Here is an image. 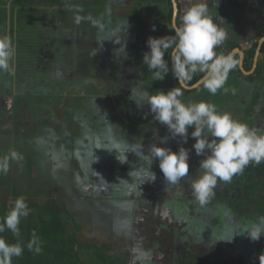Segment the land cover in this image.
Segmentation results:
<instances>
[{"label":"rangeland","instance_id":"rangeland-1","mask_svg":"<svg viewBox=\"0 0 264 264\" xmlns=\"http://www.w3.org/2000/svg\"><path fill=\"white\" fill-rule=\"evenodd\" d=\"M91 1L14 0V3L26 7L20 6L15 9L14 5L2 6L4 11L0 13V35H9L12 38L16 54L10 62V69L0 70V79L10 81L0 89V95L5 93L11 96L14 103L15 92L18 98L15 109L17 107L21 115L12 121L18 123L19 127L16 124L17 127L9 128L7 127L9 123L7 121L2 123L5 119L0 118V135L3 134L0 137V158L15 151L22 156V160H10L7 174H0V208L3 203L13 206L15 199L23 196L32 212L34 204L60 198L58 205L65 209L64 217H68L66 221L70 226L67 228V236L70 240L75 236L83 243L107 244L115 256L119 254L122 257H130L126 264H148L144 260L149 250L137 245L141 235L133 227L134 222L130 214L134 210L133 206L139 201L161 193L162 196L159 198L161 201L168 197H177L174 216L181 222H186L182 224L180 231L186 229L183 234L185 239L188 238L189 243L195 244L194 247L191 246V253L218 260L221 258V249L214 243L219 244L218 239L232 233L237 225L249 229L252 218L248 216L254 217L253 206L242 209L239 202L233 211L235 205L230 201L233 199L239 201L244 196L246 199L254 200L256 195L236 188L229 189L228 183L218 182L214 195L207 204L201 205L195 200L190 181L199 175V163L204 157L195 154L192 149L195 141H189L194 128L188 129L189 139L184 144L179 137L176 139L170 137L167 127L154 119L148 104H143L142 107L138 105L140 103L138 97H127L131 109V115L127 117L128 105L127 102L124 105L122 102L125 97L124 91L126 92L128 87L132 92L137 89L147 90L151 95H155L161 89L167 92L176 86L170 82L172 88H169L168 85L160 84L153 78L146 80L145 74L151 73L149 75L153 76L150 70L143 69L137 73L132 64L134 58L129 57L130 45L127 44L135 42V38L128 36L120 41L123 42L121 46L115 43L118 38L128 35L125 31L130 29L132 31L128 24L135 28L132 33L134 35L137 33L142 25L138 20L139 16L133 13L130 19L127 16L119 17L115 13L116 10L105 9L104 3L100 5ZM176 1L182 14L192 2L191 0L182 5ZM133 5L135 1L131 3V6ZM136 8L142 11L140 6ZM124 10L125 8L123 13ZM146 14L144 12V15ZM77 17L80 18L79 23L76 22ZM141 21L145 22L143 18ZM110 22L121 23V26L116 24L117 28L111 32L107 26ZM258 22H254L256 26L252 24L254 25L252 29L242 25L243 23H239L238 27L253 32L255 27L260 28ZM18 24L21 25L19 29ZM97 28L106 30L95 38L94 31ZM246 43L249 44L248 41ZM22 50H25V54ZM27 50L33 52L35 62L26 56ZM44 51L50 52L54 58H50V62L42 60L38 64L37 59ZM222 53L229 54L226 48ZM119 58L120 60L123 58L120 75L129 73L133 78H129L128 75L121 81L120 76L119 83L122 82L124 90L116 97L118 98L114 102L116 108L112 105L110 93L105 85L107 79H103L111 66L107 70L103 68L100 72L101 69L95 63L97 60L100 65L111 62L115 65L114 60ZM87 60L92 64V67L88 65L89 72L95 74L91 77L98 78L97 75L102 73L101 78L79 88L78 83L83 81L82 75L78 76V73H82L79 65ZM258 69L257 66L255 73ZM84 74L86 75V72ZM255 87L259 90L257 85H253L252 90H255ZM233 89L236 90L232 87L231 91ZM185 90L181 97L184 103L194 100L212 102L219 110L229 112L233 118L248 124L244 112L251 101L249 96L233 98L230 95L220 104H216L213 100L204 99L206 92L189 95ZM262 94L264 95V92ZM9 99L3 98L0 102L5 100L7 108L11 111L7 103ZM129 117L133 120L130 124ZM13 133L18 136L16 141L11 137ZM165 136L169 139L166 143H161L160 137ZM153 143L171 148L173 151H178L180 146L189 149V176L175 185L167 184L159 168V161L153 160L151 170L156 174V180L144 182L141 173L147 168L148 162L140 155L139 150L142 145V151L147 155ZM116 148L120 150L119 155ZM112 151L113 154L110 156L109 152ZM119 159L125 162L122 163ZM196 173L198 174L193 175ZM55 187L61 189L59 195ZM48 188L52 191L51 194L47 193ZM164 188L168 189L163 191ZM183 201L187 203L186 206L183 205ZM163 204L165 203L157 204V209L159 210ZM196 209L199 212L201 209L206 212L198 214L202 217V224L195 221ZM211 215L217 223L207 227L206 221ZM79 225L80 229L77 227ZM234 232L238 233L234 237V242L239 240V244H244L243 247L246 248L248 244H245L239 235L240 229L237 228ZM244 232L245 238L249 237L247 231ZM26 233L27 230L23 235ZM185 239L178 240L186 243ZM234 244L231 254L235 255L236 261L232 259L233 262L255 264L248 252L243 257L238 256L241 246L238 243ZM258 245L256 243L255 246ZM135 258H138L139 263H134ZM255 258L257 264H261L262 259L258 256ZM165 262L163 259L160 260V264Z\"/></svg>","mask_w":264,"mask_h":264},{"label":"clouds","instance_id":"clouds-1","mask_svg":"<svg viewBox=\"0 0 264 264\" xmlns=\"http://www.w3.org/2000/svg\"><path fill=\"white\" fill-rule=\"evenodd\" d=\"M214 15L206 0H193L184 9L180 24L175 21L171 29L175 35L149 37L146 41L149 51L143 55V63L153 74L154 80H163L171 70L181 87L167 92L158 91L151 95L147 90H134L131 95L138 97L140 105L148 104L154 119L165 125L172 139L179 137L184 144L189 139V128H194L190 137L194 139L192 149L197 156H203L199 163V175L190 181L192 195L201 205H205L214 195L218 182H230L234 175L242 173L249 164L264 162V133L247 123L233 118L232 114L221 111L212 102L200 101L184 103L181 97L193 76L202 73L199 83L211 94L216 95L225 87L229 73L237 66L234 55L218 53L216 49L226 40V28L213 22ZM77 23L80 18L77 17ZM155 28L153 27V31ZM171 49V69L165 54ZM16 54L15 45L9 35H0V70L10 69V62ZM235 90L233 89V92ZM168 136L160 137L166 143ZM140 146V155L148 162L141 173L143 181L154 182L156 174L151 170L153 160L159 161V168L167 184L175 185L189 176V149L180 146L178 151L153 143L145 155ZM10 160H22L15 151L0 158V174H7ZM120 160V159H119ZM122 163L125 161L120 160ZM25 197L15 199L13 206L0 220V234L6 230L20 237V224L30 214ZM238 233H228L218 241L231 242ZM253 241L264 236V217L247 230ZM25 248L29 252H42L41 238L35 230L25 244L17 239L9 243L0 235V264H12L13 258L21 257Z\"/></svg>","mask_w":264,"mask_h":264},{"label":"trees","instance_id":"trees-1","mask_svg":"<svg viewBox=\"0 0 264 264\" xmlns=\"http://www.w3.org/2000/svg\"><path fill=\"white\" fill-rule=\"evenodd\" d=\"M10 1H14V0H0V11H1L0 13L1 14L4 11L2 10V6L6 7ZM97 3L100 5L101 3H104V6H105L104 8L110 9L109 7H107V5H105L106 4L105 0H100ZM161 3H164V4L163 5L160 4V9L154 10L152 8H149L147 10L148 13L155 14L153 17L154 18L153 22H150V23L142 22L141 17L137 15L139 16L138 20L142 25H140V29H138L137 33L134 36L135 42L131 43V45L129 46V49L131 50L129 57L134 58L133 59L134 63L132 64H134V67L137 73H139V70H143V69H146L147 71H149L147 66L143 63V55L145 52L149 51L147 44H146L147 39L149 37L159 38L163 36L175 35L174 30L171 29V26L173 23V14H174V7H173L172 0H161ZM159 16L162 19H158ZM181 16H182V12L180 11L178 15L177 25H179L181 22L180 21ZM111 20L112 19L110 18V21ZM116 24H119L121 26V23H112V22L108 23L107 26L108 28L109 27L117 28ZM153 27L155 28L154 31H153ZM17 28L18 29L21 28V25L18 24ZM102 32L103 30H99L97 36H99ZM115 43L118 45L117 42ZM235 47L236 45L233 43L224 44V48L227 49L228 53H231L232 49ZM257 47H258V43H254L252 47L248 51H246V63H245L246 70H249L251 68V64L254 61ZM28 53L30 54L32 60L35 62V55L33 54V52L29 50ZM263 55H264V46H263ZM234 58L238 61V63H237V66L229 73L228 80L225 85V87L228 89L230 93L232 90V86H234V84H236L240 80V78H242L243 76L242 71L239 66V61H240L239 55L238 54L234 55ZM164 59L168 61L169 67L171 69V49H169L168 53L165 54ZM122 60L123 58L121 60L120 58L116 60V63L119 62V64L116 65V69H115L117 73L116 76L120 75L119 72H120V69L122 68L121 66ZM258 68L259 69L255 73V75L249 78L247 77V79L251 82L255 81V85H257L259 87V90H261L264 87V60L260 61ZM149 74L151 75V73H147V75L145 74L146 80H148L149 78L150 79L153 78V76H150ZM128 75L129 73H126L124 74V77L126 78ZM202 76H203L202 73H198L194 75L193 79L190 82H188V86H193L194 84H196L201 79ZM130 77H133V76H130ZM158 81L160 82V84L163 83L165 85H168L169 88L171 87L170 82L176 87H181L177 78L173 76L171 70L169 71V73L166 75V77L163 80H158ZM160 91H162V89ZM185 92L188 93L189 95H198L200 92H206V94L204 95L205 96L204 99L213 100L216 104H220L222 100L225 99L223 96L225 93L223 89H221L216 95H211L209 92H207V90L203 87V85L196 88L195 90H185ZM130 93H132V89L128 87L126 90V95L124 94L125 96L124 103L127 102V105L129 104L127 97L132 96ZM140 106L142 107V105ZM248 108H251V106H248ZM247 109L245 110V114L249 116V114L252 112V109L251 110L250 109L247 110ZM15 114H16L15 115L16 117L21 115L17 111V107L15 109ZM16 124L18 125V123H15V127H17ZM193 140L194 139L191 138L189 141L192 142ZM197 174L198 173H196V175ZM259 177H261V179H259ZM227 183L231 189L239 188L240 190L245 191V193H248V194L254 193L256 195L255 196L256 198H254V200L251 198L246 199L247 197L244 196V198L240 199L239 201H237L238 199H233V201L231 200L230 202H232V204L235 205L233 206L234 208L233 211L236 210L239 202H241L239 206L242 209L253 206L254 208L253 215L255 219L253 216H248L252 218V222L250 221V225L252 226L253 223H258L259 218L264 217V162L258 165L249 164L242 173L234 175L232 180ZM55 190L57 191V194L59 195L61 189L58 187H55ZM51 192L52 191H50V189L48 188L47 193L51 194ZM15 195L16 193L14 194V196ZM59 199L60 198H53L49 202L48 201L43 202V203L39 202V203L34 204L32 206V212H30L29 216L27 218H23L21 221V224H20L21 235L19 238L15 237L11 232L7 230L3 234H0V235H3V237L9 243H15L17 239H19L26 244L27 241L31 238V233L33 230H35L36 233L41 238L42 252L40 254L29 252L27 248H25L24 253L21 257L13 258L12 264H126V260H129V256L122 257V255H119V254L115 256V253L111 252L110 246L107 244H103V245H99L95 243L87 244V243H83L79 241L75 236L72 237L70 240L67 236L68 234L67 228L70 226V225H67V221H66L68 220L67 219L68 217L67 218L64 217L63 212L65 209H61L59 207L58 205ZM183 203L182 204L186 206L187 203L185 201H183ZM11 207L12 206H9L8 204L3 203L2 207L0 208V220H2L5 213ZM196 210L197 211H196L195 216L197 218L194 216L195 221L198 222L199 224H202L203 223L201 221L202 217L198 216V214L201 215V212L204 213V210L201 209L200 212L198 209ZM206 223H207V227H211V226H214L217 222L214 216L211 215V218L209 219L207 218ZM25 224H26V228H25ZM77 227L78 229L81 228L80 225ZM237 228H239L238 225L234 227L232 233H235L234 231ZM240 228H244L242 231H247L248 229L243 226H241ZM25 230H27V233L26 235L25 234L23 235ZM242 231H240V233ZM244 234L245 232H242L239 235L242 236V240L245 241V244H248L246 248L243 247L244 244L243 245L239 244L240 243L239 240L238 242H234L235 241L234 238L231 242L220 241L219 244L214 243L215 245H218L221 249L220 259L214 260V259H210L207 257H203L202 259V258H197V256L193 255L191 257H187V261L180 263V264H239V262H233V260L236 261V259H235V255L232 256L231 254V250L233 246L235 247L234 243H238L239 246H241L239 247L241 251L239 252L238 256L243 257L246 254V252H248L250 254L249 256L253 257L255 264H257L255 256L260 257L262 259L261 264H264V236H261V238L258 241H253L249 237L245 238ZM256 243H258L259 245L255 246ZM211 245L213 244L211 243ZM229 254H230V258H228Z\"/></svg>","mask_w":264,"mask_h":264},{"label":"crops","instance_id":"crops-1","mask_svg":"<svg viewBox=\"0 0 264 264\" xmlns=\"http://www.w3.org/2000/svg\"><path fill=\"white\" fill-rule=\"evenodd\" d=\"M98 2L100 0H92L91 2ZM106 4L108 5V7L111 5L112 7H110V9L112 11H115L116 15H118L119 17L122 16H127L130 19V15H132L133 13H136L137 15L141 16V18H143L145 20V22L150 23L153 22L154 20V15L155 14H150L147 12V10L149 8L152 9H160V4L163 5L164 3H161V0H105ZM135 1V5L131 6V3ZM59 2V1H56ZM89 2V3H91ZM157 2V3H155ZM208 7L210 9V15H214L213 17V22L214 23H218L220 24V20L217 19V17L222 18L223 19V23L220 24V26L225 27L226 28V33H227V37L226 40L224 41V43L218 47L216 49V51L218 53H222V51L224 50V44L226 43H233L236 45L235 48L232 49L231 52L236 51H242L245 53V57H244V67H245V63H246V51H248L252 45L254 43H258V47L256 49V56L254 58L253 63L251 64V68L249 70H246V72L244 70H242L240 63H241V54H239V52H236V54L239 55V66L240 69L242 71V78H240V80L234 84V86H232L233 88H236V90L233 92L231 91V93L229 91L224 93V98L227 99V97H229L231 95V97H237V98H241L243 95L249 96L251 101L249 106H251V108L248 109H252V112L249 114V116H246L247 121H248V125L252 126V128H255L257 130H259L260 132L264 133V95L262 94V92H264V87L262 90V92L259 93V90L256 89L252 90L253 85H255V81L254 82H249L247 81V77H251L253 75H255V71L257 69V66H259V63L261 60H264V55L262 53L263 50V46H264V0H206ZM173 3V2H172ZM193 3L192 2L188 5V7ZM8 5H14L16 7H14L15 9H17V7H20V5L14 3L13 1H10L8 3ZM7 5V6H8ZM116 5H120L119 7ZM21 6L25 7V5ZM140 6L141 10H139V8H136ZM173 7L175 10V6L173 3ZM124 13H123V9ZM143 8V9H142ZM144 12L147 13L146 15H144ZM118 13V14H117ZM113 19H115V17H113ZM158 19H162L160 16L158 17ZM175 21V14H173V22ZM259 21V22H258ZM254 22H258L260 23V28L259 27H255L252 31H244L243 29L239 28L238 25L239 23H243L242 25H247L249 28L252 29V27L255 24ZM111 25V24H110ZM256 26V24H255ZM103 26L101 25V28ZM128 27L132 28L125 31V33H127L128 35L125 36L124 38H118L115 42L120 43L118 44L119 46H121L123 44V41L125 38H127L128 36H130L131 38H134V34L133 29L134 26L132 24H128ZM110 28V27H109ZM108 28V29H109ZM121 28V27H119ZM114 29H116L115 27H111L110 31L113 32ZM127 29V28H125ZM101 30L100 28L96 29L95 35L96 38H98V31ZM103 31H105L106 29H102ZM131 34V35H130ZM116 35V34H115ZM133 35V36H132ZM117 36V35H116ZM251 38L255 39V40H251ZM246 41L249 42V44L246 43ZM131 43L134 42H128V45H131ZM246 46H245V45ZM248 47V48H245ZM260 51V52H259ZM25 50H22V53H24ZM45 52V51H44ZM257 52H259L257 54ZM26 56L29 57L30 59L31 56L28 53V50L26 51ZM10 82L9 80H7V83ZM252 83V84H251ZM9 84V83H8ZM250 85V86H247ZM245 87H247L245 89ZM248 90V91H247ZM14 93V101H17L18 98H16V94ZM140 105V104H138ZM244 106V104H243ZM15 109V108H14ZM247 109V108H246ZM247 109V110H248ZM241 111V109L239 110ZM2 112H0L1 114ZM245 113V112H244ZM4 114V113H2ZM5 115V114H4ZM5 116H1L0 118H4ZM13 132V130L11 131ZM10 133V132H9ZM3 134L1 133L0 137H2ZM15 141L17 140L18 136H16L14 133L11 136ZM35 138V136L33 137V139ZM35 141V139H34ZM118 149V153L117 155H119L120 150ZM109 151V150H107ZM112 153H109L110 156H112ZM116 154V153H115ZM146 198V197H145ZM144 198V199H145ZM132 260V259H131ZM130 261V257L129 260Z\"/></svg>","mask_w":264,"mask_h":264},{"label":"flooded vegetation","instance_id":"flooded-vegetation-1","mask_svg":"<svg viewBox=\"0 0 264 264\" xmlns=\"http://www.w3.org/2000/svg\"><path fill=\"white\" fill-rule=\"evenodd\" d=\"M52 57L54 58V56H52L50 52H46V51L42 52L40 57L37 59V63L40 64L42 60L50 62L49 59ZM89 61L90 60H87L83 64L79 65L80 71L82 73H78V76L82 75L81 80H83L78 83L77 86L79 88L81 85L83 86L90 85L91 83H94L95 80H98L99 78H101L102 73H100V75H97L98 78L91 77L92 75H95V74L90 73L88 70L89 67H92V64ZM95 64L99 66V69H101L100 72L102 71L103 68L107 70L108 67L111 66L108 71V74H106L103 77V79H107L105 82V85L108 88L107 91H109L110 93L112 105L117 108V106L114 105V102L118 99L116 97L122 94L120 91L124 90L122 89V85H123L122 82L119 83L120 76L122 77L121 81H123L124 75L116 76L117 73L115 69H116V65L119 64V62L116 63V60H114L115 65H112V62L109 64L105 63L104 65H100L99 62L96 60ZM85 72H86V75L84 74ZM129 78H133V77L129 76ZM5 84H7L5 79H0V89H2L3 85ZM124 94L126 95L125 91H124ZM8 97L10 99L8 100L7 103H8L9 108L12 110L10 111L7 108V104L5 100H2V102H0V112L2 113L5 112L6 114L4 115L1 113L0 115L5 116L4 117L5 120H2V123L4 122L6 123L7 121L9 123L7 127L12 128V127H15V123H13L12 121L16 117L15 109H13V107L15 108L16 101H14L13 103L12 97L8 96L5 93L0 95V99H3V98L6 99ZM124 101H125V97H123L122 99L123 105L125 104ZM10 102L12 103L10 104ZM127 107L129 109V113H127L128 115L126 114V117L131 115L130 105H128ZM1 109H4L5 111H2ZM132 121H133L132 117H129L128 119L129 124ZM193 175H196V174H193ZM165 189H168V188H164L163 191ZM237 189L240 190L239 188ZM168 195L171 196V194H168ZM161 196L162 194L159 193L158 196H154L152 198L147 197L144 200L139 201V203L136 206H133L134 210L131 212L132 214H130L132 216L131 220L134 222L133 227L136 229V231H138V234L141 235V238H139L140 242H138L137 245L141 246V248H147L149 250L147 257L144 260L148 264H160V260L162 259L166 261L164 264H180V263L186 262L187 257H191L194 255L193 253H191V251H192V247H194L195 244L194 243L191 244L189 243L188 239H185V236L183 234L186 232L185 231L186 229H184L183 231H180L182 224L184 225L186 222H181L178 218H176L173 215L175 212L174 204H175V201L177 200V197H171V198L168 197L164 201H161L159 199L161 198ZM160 203H165V204L160 206L158 210L156 205ZM115 215L119 217V215L117 214ZM240 227L241 226H239V228ZM176 228H178V230ZM243 229L244 228H240V231H242ZM141 231H144L146 233H141ZM183 238L186 240V243L180 242L182 241ZM203 257L204 256H197V258H202V259ZM134 263H139L138 258L137 259L135 258Z\"/></svg>","mask_w":264,"mask_h":264},{"label":"water","instance_id":"water-1","mask_svg":"<svg viewBox=\"0 0 264 264\" xmlns=\"http://www.w3.org/2000/svg\"><path fill=\"white\" fill-rule=\"evenodd\" d=\"M172 2L174 3V6H175L174 14H175V23L177 24V18H178V14H179V11L180 10H179V6L177 4V1L176 0H172ZM236 52H239V54H241V63H240V66H241L242 70H244L246 72L245 67L243 66L244 65L245 53L242 52V51H238V50L236 51V49H235V51L231 52V54L236 55ZM200 80L196 84H194L193 86H187V89L186 90H195L196 88H198L201 85H203L202 83H199Z\"/></svg>","mask_w":264,"mask_h":264},{"label":"built area","instance_id":"built-area-1","mask_svg":"<svg viewBox=\"0 0 264 264\" xmlns=\"http://www.w3.org/2000/svg\"><path fill=\"white\" fill-rule=\"evenodd\" d=\"M178 1H179L180 4L183 5V4H185L186 2H189V1H191V0H178Z\"/></svg>","mask_w":264,"mask_h":264}]
</instances>
